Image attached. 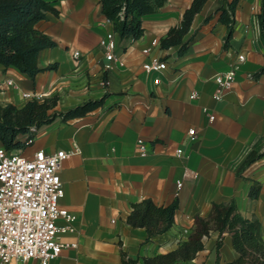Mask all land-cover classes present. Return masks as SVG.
Listing matches in <instances>:
<instances>
[{
  "label": "crops",
  "instance_id": "1",
  "mask_svg": "<svg viewBox=\"0 0 264 264\" xmlns=\"http://www.w3.org/2000/svg\"><path fill=\"white\" fill-rule=\"evenodd\" d=\"M227 1L205 2L183 37V41L191 37L184 54H178V45L152 50L169 65L158 85L143 72L147 56L141 51L178 25L192 0H167L157 13L143 16L142 36L124 49L125 66L105 71L106 83L102 80L105 59L98 44L113 28L102 15L99 0H55L58 16L48 13L37 27L56 46L40 51L37 66L42 71L34 79L14 66L0 64L2 106H24L23 92L57 96V105L50 110L56 112L103 99L86 116L41 127L25 149L27 154L38 149L69 153L59 169L64 190L60 205L73 220L68 223L71 231L60 239L76 246L63 248L50 264H122L121 249L140 262L142 257L167 253L187 240L194 215L206 216L212 202L234 199L244 216L255 213L264 221V156L242 173L249 180L235 175L253 140L264 135V75L251 77L264 63V40L261 37L254 45L250 27L262 4L239 0L232 36L224 46L227 28L215 11ZM209 15L213 17L205 21ZM74 50L82 55L78 61L71 58ZM239 53L245 60L217 101L214 77L229 69ZM8 79L12 85L5 83ZM192 93H196L193 98ZM207 112L213 114L212 120ZM189 129H195L193 141ZM139 139L145 142L144 155L137 151ZM253 181L262 187L258 198L251 200L248 191ZM144 198L164 206L178 202L172 227L150 240L144 228L126 223L131 204ZM216 237L213 232L204 238V249L179 264H216ZM236 257L225 234L217 264ZM25 264L39 262L32 259Z\"/></svg>",
  "mask_w": 264,
  "mask_h": 264
},
{
  "label": "trees",
  "instance_id": "2",
  "mask_svg": "<svg viewBox=\"0 0 264 264\" xmlns=\"http://www.w3.org/2000/svg\"><path fill=\"white\" fill-rule=\"evenodd\" d=\"M167 0H99L101 13L111 22L113 31L125 49L133 41L139 39L144 28L143 16L157 13ZM207 0H192L190 6L183 11L181 21L172 26L160 39V48L168 49L178 45V54L186 51L191 40L183 41L188 33L195 15L200 12ZM55 0H0V64L14 66L31 79L42 71L37 66L40 51L53 48L56 43L37 24L46 20L47 14L58 16L54 7ZM239 0H230L225 6H220L215 13L219 14L218 21L227 28L224 46L232 36L235 22V11ZM262 9L258 14L261 37L264 40V0H261ZM213 15L205 18L211 19ZM264 75V63L251 77L258 79ZM106 83V72L102 75ZM57 96L46 97L43 102L35 99L28 100L22 107L11 103L0 105V144L7 149H26L28 146L21 140V136L28 134L32 139L36 131L43 125L50 124L54 115H59L62 122L86 116L103 104V99L88 100L63 112L53 111L57 105ZM264 156V135L257 136L250 145L249 151L239 163L235 175L243 179L242 173L256 160ZM261 183L253 181L248 191V198L257 199ZM126 223L132 227H141L146 230L147 239L165 233L174 223V215L178 202L174 200L168 205H157L150 198H144L131 204ZM192 231L187 240L167 253L155 256L131 258L123 249L120 250L122 264H179V262L194 259L204 249V238L211 233L217 234L215 249L217 261L219 250L225 234L230 236L231 246L237 257L224 264H264V228L261 220L255 213L244 216L238 208L237 202L231 199L227 202H212L206 216L199 213L194 215ZM216 261V264H217Z\"/></svg>",
  "mask_w": 264,
  "mask_h": 264
},
{
  "label": "built area",
  "instance_id": "3",
  "mask_svg": "<svg viewBox=\"0 0 264 264\" xmlns=\"http://www.w3.org/2000/svg\"><path fill=\"white\" fill-rule=\"evenodd\" d=\"M250 27L253 31L252 43L256 45L261 40L257 16H252ZM98 45L105 59L104 72L114 66H125L122 58L124 48L117 33H105ZM154 48L160 49V41L157 39L152 40L149 48L142 49L141 52L147 58L141 67L144 73L152 76V83L158 85L160 74L166 72L169 65L163 57L152 55ZM81 57L79 51H72V59L78 61ZM244 60L242 53L237 54L236 62L214 77L215 100L223 98ZM5 83L12 85L10 79ZM195 96L196 93H192L190 97ZM21 97L26 101L35 99L43 102L45 99L42 95L32 92H23ZM207 116L210 120L214 118L213 114L208 112ZM188 136L190 141L196 139L195 129H189ZM21 140L27 146L34 142L28 134L21 136ZM74 151H77L76 147ZM137 151L141 155L147 152L142 139L137 141ZM177 152L180 154L181 150ZM68 154V151L63 149L52 153L38 149L27 154L25 149H7L0 144V264H25L32 259L37 260L39 264H50L59 257L63 248L76 246L60 239L61 235L71 231L68 223L73 220V216L60 205L64 190L59 169ZM177 185L181 186L180 181H177ZM60 220L67 224L58 225Z\"/></svg>",
  "mask_w": 264,
  "mask_h": 264
},
{
  "label": "rangeland",
  "instance_id": "4",
  "mask_svg": "<svg viewBox=\"0 0 264 264\" xmlns=\"http://www.w3.org/2000/svg\"><path fill=\"white\" fill-rule=\"evenodd\" d=\"M53 111H50L49 112V114H51ZM56 120H60V116L59 115H54V119H53V121L51 122V123H53L54 121H56ZM50 123V124H51ZM46 125H48V124H46ZM46 125H43V126H41L42 128L44 127V126H46ZM40 127V128H41ZM40 128L36 131V133H35V137H34V139H36V137L38 136V133H39V131H40ZM243 155V154H242ZM246 155V154H245ZM244 155V156H245ZM236 169H237V167H236ZM236 169H235V171H236ZM243 175V174H242ZM244 177V176H243ZM245 178H247V177H245ZM242 180H246V179H243L242 178ZM263 188H264V186H263ZM263 188H262V190H263ZM262 192V191H261ZM257 205V204H256ZM259 215V214H258ZM261 219V218H260ZM263 219V218H262ZM262 221V220H261ZM263 223H264V221H262ZM264 226V225H263Z\"/></svg>",
  "mask_w": 264,
  "mask_h": 264
}]
</instances>
